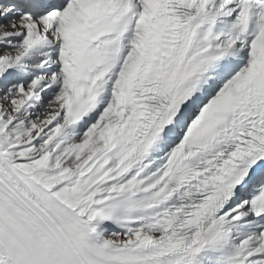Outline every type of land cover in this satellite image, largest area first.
<instances>
[{
    "label": "snow or ice",
    "instance_id": "1",
    "mask_svg": "<svg viewBox=\"0 0 264 264\" xmlns=\"http://www.w3.org/2000/svg\"><path fill=\"white\" fill-rule=\"evenodd\" d=\"M0 264H264V0H0Z\"/></svg>",
    "mask_w": 264,
    "mask_h": 264
}]
</instances>
